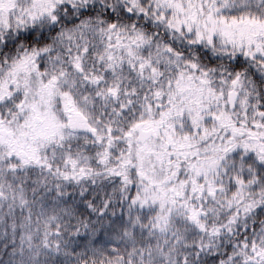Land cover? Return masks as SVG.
I'll return each instance as SVG.
<instances>
[{
    "label": "snow or ice",
    "instance_id": "1",
    "mask_svg": "<svg viewBox=\"0 0 264 264\" xmlns=\"http://www.w3.org/2000/svg\"><path fill=\"white\" fill-rule=\"evenodd\" d=\"M0 264H264V0H0Z\"/></svg>",
    "mask_w": 264,
    "mask_h": 264
}]
</instances>
